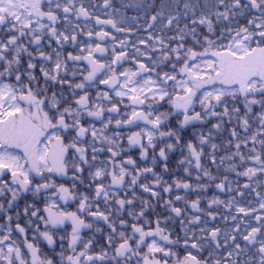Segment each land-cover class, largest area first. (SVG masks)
Here are the masks:
<instances>
[{
    "label": "snow or ice",
    "instance_id": "6c2138e0",
    "mask_svg": "<svg viewBox=\"0 0 264 264\" xmlns=\"http://www.w3.org/2000/svg\"><path fill=\"white\" fill-rule=\"evenodd\" d=\"M0 264H264V0H0Z\"/></svg>",
    "mask_w": 264,
    "mask_h": 264
}]
</instances>
